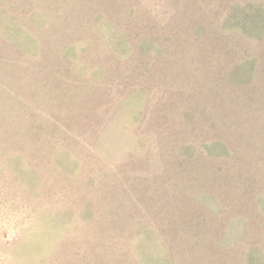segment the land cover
Wrapping results in <instances>:
<instances>
[{
  "label": "rangeland",
  "instance_id": "374dc122",
  "mask_svg": "<svg viewBox=\"0 0 264 264\" xmlns=\"http://www.w3.org/2000/svg\"><path fill=\"white\" fill-rule=\"evenodd\" d=\"M0 264H264V0H0Z\"/></svg>",
  "mask_w": 264,
  "mask_h": 264
}]
</instances>
